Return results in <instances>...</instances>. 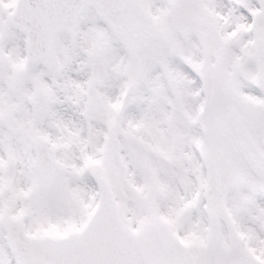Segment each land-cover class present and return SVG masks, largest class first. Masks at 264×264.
<instances>
[{"label": "snow or ice", "instance_id": "obj_1", "mask_svg": "<svg viewBox=\"0 0 264 264\" xmlns=\"http://www.w3.org/2000/svg\"><path fill=\"white\" fill-rule=\"evenodd\" d=\"M0 264H264V0H0Z\"/></svg>", "mask_w": 264, "mask_h": 264}]
</instances>
